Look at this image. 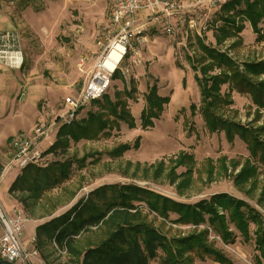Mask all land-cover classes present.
I'll use <instances>...</instances> for the list:
<instances>
[{"label": "rangeland", "instance_id": "rangeland-1", "mask_svg": "<svg viewBox=\"0 0 264 264\" xmlns=\"http://www.w3.org/2000/svg\"><path fill=\"white\" fill-rule=\"evenodd\" d=\"M110 13L111 5L107 0H0V30L17 31L24 52L21 68L1 71L4 76L16 74L17 89L21 93L18 102L10 100L6 108H0V122L8 132L19 128L20 134L28 135L41 122L54 125L50 138L39 143L48 162L46 166L52 162L73 161L69 179L41 199L28 200V209L21 204L28 218L35 223L47 222L86 198L91 190L114 183L148 187L186 203L227 192L264 215V164L250 155L246 142L238 134L230 141L224 130L212 132L204 124L200 89L190 60L200 57L196 34L184 41L182 34L172 38L152 30L146 33V41L133 42L140 56L131 61L129 72L112 79L106 93L114 99L115 92L122 90L125 83L132 87L131 80L135 81V99L128 102L136 119L135 128L121 122L119 128L102 132L95 139L70 141L65 153L61 150L57 154L46 153L56 141L59 128L68 124L59 119L65 110V97L82 88L106 43ZM210 13L209 29L201 37L207 45L227 52L241 69L245 62L264 61V40H256L257 34L249 23H244L241 41L231 38L218 43L214 29L222 23L221 7L212 8ZM250 77L255 81L264 80V74ZM154 82L159 94L169 96L170 102L154 126L142 129L140 115L145 105L144 95ZM14 86L11 81L10 89L14 90ZM221 95L226 99L217 111L219 117L252 128L264 141V106L255 104L249 93L240 92L229 84L222 85ZM92 101L78 108L72 121L85 118L89 110L98 109ZM191 104L195 105V112L190 109ZM37 110L43 112L45 120L35 119ZM136 142L138 145L134 146ZM122 145L129 148L119 157L112 156ZM4 150L10 158V146ZM181 160L183 164H178ZM244 169L252 172L246 179L238 180L237 175ZM17 170V176L22 172L15 166L12 174ZM16 194L17 197L27 195ZM145 213L148 221L168 238L208 229L209 241L232 262L258 264L259 251L255 247L252 223L249 240H244L230 224L235 237L225 242L207 224L175 223L174 213L167 219L148 209ZM35 242L32 238L29 243L24 242L26 255L15 264H72L69 255L59 251L53 243L45 242L39 248ZM34 250L37 254L33 255ZM192 256V264H221L208 256L200 257L196 253ZM261 262L264 264V260ZM152 263L159 264V259Z\"/></svg>", "mask_w": 264, "mask_h": 264}, {"label": "trees", "instance_id": "trees-1", "mask_svg": "<svg viewBox=\"0 0 264 264\" xmlns=\"http://www.w3.org/2000/svg\"><path fill=\"white\" fill-rule=\"evenodd\" d=\"M220 7L222 23L214 29L218 43L231 38L241 41L245 22L257 34L256 40H264V0H229ZM196 40L200 57L190 60L200 89V109L206 128L212 132L224 130L230 141L238 134L246 142L250 155L264 164V141L256 136L255 131L242 124L228 122L217 114L226 99L221 95L223 84L249 93L255 104L264 106V80L255 81L250 77L264 74V61L245 62L241 69L227 52L207 45L199 36ZM217 69H220L219 73ZM119 77H122V72L117 70L112 79ZM131 85L129 87L125 83L122 90L115 92L114 99L105 93L93 100L92 104L98 109L89 110L85 118L62 125L56 141L46 153L57 154L59 150L65 153L70 141L95 139L102 132L119 128L121 122L135 128L136 119L128 103L135 99L133 79ZM144 100L140 115L142 129L154 126L170 97L160 95L154 82L148 87ZM190 109L195 112V105L191 104ZM137 145L138 142L134 146ZM128 148V145H122L111 154L119 157ZM184 160L177 163L183 164ZM52 163L46 167L29 164L11 184L9 193L25 209L29 207L28 200L41 199L70 178L73 161ZM251 172L244 169L237 179L244 180ZM16 193L27 195L17 197ZM145 208L165 219L174 213L175 223L207 224L225 242L235 237L230 224L244 240H249L252 223L255 226L254 243L259 251L257 262L262 264L264 260V215L244 201L227 192H220L196 203H186L148 187L125 183L100 185L63 214L39 224L35 245L41 248L43 243L55 241L57 249L66 251L72 264H153L156 258L159 264H192V253L200 257L208 256L221 264H235L209 241L208 229L168 238L148 221Z\"/></svg>", "mask_w": 264, "mask_h": 264}, {"label": "built area", "instance_id": "built-area-1", "mask_svg": "<svg viewBox=\"0 0 264 264\" xmlns=\"http://www.w3.org/2000/svg\"><path fill=\"white\" fill-rule=\"evenodd\" d=\"M111 5L110 27L101 52L96 57L90 75L82 88L64 99L65 110L59 119L70 123L76 117L78 108L101 98L108 90L112 77L117 70L122 74L129 72L131 61L140 56L133 45L146 41L149 31H159L172 38L182 34L184 41L190 35L203 37L208 31L211 9L220 7L229 0H107ZM119 55L115 68L107 65ZM24 62V52L20 34L15 30H0V64L10 69H19ZM54 125L41 122L28 134H16L11 141L12 158L8 168L23 169L30 163L47 165L39 143L45 142L54 132ZM25 210L16 207L8 215L0 204V257L9 262H17L26 255L22 240L25 223L29 220ZM35 240V237L33 238ZM58 248L55 241L52 242ZM61 251V250H59ZM66 253V251H61ZM37 251H33V255Z\"/></svg>", "mask_w": 264, "mask_h": 264}, {"label": "crops", "instance_id": "crops-1", "mask_svg": "<svg viewBox=\"0 0 264 264\" xmlns=\"http://www.w3.org/2000/svg\"><path fill=\"white\" fill-rule=\"evenodd\" d=\"M246 23V22H245ZM247 24V23H246ZM10 69L8 67H5L4 65L0 64V95L2 97V100L0 99V108L4 106L6 108L7 103L12 100L13 102L16 101L18 102V95L20 92L19 89H17V79H16V74H7L4 76L2 74L3 69ZM14 69H12L13 71ZM11 81L14 82V90L10 89V84ZM10 89V92H7V89ZM43 118V119H42ZM35 119H42L45 120L46 116L43 114V112H40L37 110V113L35 115ZM19 128H16L10 132L4 128L3 124L0 122V164L2 167L0 168V204L3 208V210L8 214L12 215L14 208L19 207L24 210L23 206L21 203H19L10 193H9V188L13 181L16 179L18 171L15 174H12V171L14 170L15 167L8 168V163L10 159L12 158V147H11V141L12 138L18 134L20 131H18ZM9 145L10 146V158H8V153L6 152L5 147ZM41 224L39 222L35 223L32 219H29L25 223L24 227V234H23V240L25 243H29L31 238L36 234V227ZM3 233V228L0 223V235Z\"/></svg>", "mask_w": 264, "mask_h": 264}, {"label": "bare ground", "instance_id": "bare-ground-1", "mask_svg": "<svg viewBox=\"0 0 264 264\" xmlns=\"http://www.w3.org/2000/svg\"><path fill=\"white\" fill-rule=\"evenodd\" d=\"M113 58H114V61H112V60H108L107 61V65H108V67H110L111 69H113V68H115V66H116V61H117V59L119 58V55H113ZM21 95V94H20ZM13 263H15V262H13Z\"/></svg>", "mask_w": 264, "mask_h": 264}, {"label": "water", "instance_id": "water-1", "mask_svg": "<svg viewBox=\"0 0 264 264\" xmlns=\"http://www.w3.org/2000/svg\"><path fill=\"white\" fill-rule=\"evenodd\" d=\"M0 264H15V263L2 259L0 260Z\"/></svg>", "mask_w": 264, "mask_h": 264}]
</instances>
